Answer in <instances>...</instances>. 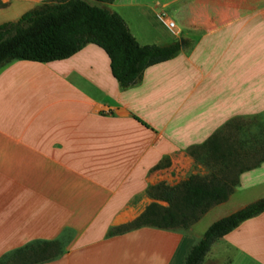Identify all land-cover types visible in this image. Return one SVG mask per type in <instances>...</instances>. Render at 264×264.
I'll return each mask as SVG.
<instances>
[{
    "label": "crops",
    "instance_id": "obj_1",
    "mask_svg": "<svg viewBox=\"0 0 264 264\" xmlns=\"http://www.w3.org/2000/svg\"><path fill=\"white\" fill-rule=\"evenodd\" d=\"M41 1L0 0V15L10 8L15 20ZM105 3L139 43L148 41H140L136 18H154L171 33L161 44L179 39L181 49L127 88L92 42L66 58L0 68V258L57 239L62 252L32 264H182L202 235H194L195 222L191 230L112 231L152 201L166 204L147 192L150 185L208 172L187 146L232 117L263 114L264 0ZM165 158L168 165L153 168ZM171 171L182 179H166ZM263 196L264 160L242 171L215 205L240 200L234 211ZM200 264H264V210L217 238Z\"/></svg>",
    "mask_w": 264,
    "mask_h": 264
},
{
    "label": "trees",
    "instance_id": "obj_2",
    "mask_svg": "<svg viewBox=\"0 0 264 264\" xmlns=\"http://www.w3.org/2000/svg\"><path fill=\"white\" fill-rule=\"evenodd\" d=\"M89 42L107 54L111 73L122 88L134 84L147 66L171 58L181 49L179 39L166 44L139 43L123 17L104 5L88 0H43L17 19L0 23V68L16 59L66 58ZM240 118H230L200 144L187 146V153L207 164V173H190L174 185L164 181L150 185L147 192L166 204L152 201L137 217L112 232L145 224L186 228L211 206L226 200L238 183L239 174L264 160V138L232 135V123ZM168 164L169 159L165 158L153 168ZM263 210L264 196L215 219L190 246L182 264H200L217 238ZM60 242H28L3 255L0 264H32L52 259L63 250Z\"/></svg>",
    "mask_w": 264,
    "mask_h": 264
},
{
    "label": "rangeland",
    "instance_id": "obj_3",
    "mask_svg": "<svg viewBox=\"0 0 264 264\" xmlns=\"http://www.w3.org/2000/svg\"><path fill=\"white\" fill-rule=\"evenodd\" d=\"M92 4H97V5H106L105 2L103 1H97V0H88ZM3 15H0V19H13L15 16L12 14L10 11V8L3 9L2 10ZM137 21L139 22L140 27L142 28V35L143 37H139L140 41H148V43H165L170 41V35L171 34L164 26L162 23L159 22L158 19H154L153 21L149 20L148 18L145 19L143 17L136 18ZM128 21V20H127ZM130 28L132 31H135L133 26L130 24L128 21ZM168 34V35H166ZM103 55L106 57V53H103ZM263 114L261 115H256V116H250V117H241L239 120H235L232 123V128H230L232 135L235 137H241V138H254V136H258L261 138H264V111H262ZM235 124V126L233 125ZM202 163V165L206 168L207 164L204 163V161L197 160ZM172 174H166L165 177L166 179L172 180V181H178L181 180L183 176L179 175L176 176L174 174V171H171ZM174 174V175H173ZM256 195H260L256 194ZM254 196H249V197H255ZM238 199L241 201H248L250 198H246V193H239ZM236 196V197H237ZM235 197V198H236ZM232 200V201H231ZM230 201H227L228 203H225L224 205H215L211 208H209L201 217L198 221L194 223V235H201L204 229L215 219L226 215L227 213L233 211L234 207L237 206L240 203V200L236 199H231ZM236 200V201H235ZM191 226V225H190ZM188 226L186 228H182L184 230H191V227ZM193 235V237H194ZM198 239V238H195ZM197 241V240H196ZM62 244V242H60ZM195 243V242H194ZM193 244V243H192ZM10 263V262H6Z\"/></svg>",
    "mask_w": 264,
    "mask_h": 264
},
{
    "label": "built area",
    "instance_id": "obj_4",
    "mask_svg": "<svg viewBox=\"0 0 264 264\" xmlns=\"http://www.w3.org/2000/svg\"><path fill=\"white\" fill-rule=\"evenodd\" d=\"M162 20L165 22V24L169 27L172 28L173 27V21L170 19H166V18H162Z\"/></svg>",
    "mask_w": 264,
    "mask_h": 264
},
{
    "label": "water",
    "instance_id": "obj_5",
    "mask_svg": "<svg viewBox=\"0 0 264 264\" xmlns=\"http://www.w3.org/2000/svg\"><path fill=\"white\" fill-rule=\"evenodd\" d=\"M181 44H182V42H181Z\"/></svg>",
    "mask_w": 264,
    "mask_h": 264
}]
</instances>
